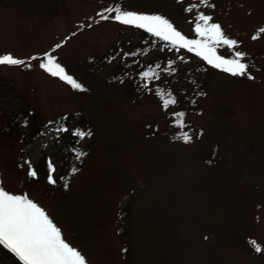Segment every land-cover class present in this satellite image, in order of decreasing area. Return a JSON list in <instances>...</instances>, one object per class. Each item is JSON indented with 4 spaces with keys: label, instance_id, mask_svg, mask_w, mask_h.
<instances>
[{
    "label": "rangeland",
    "instance_id": "rangeland-1",
    "mask_svg": "<svg viewBox=\"0 0 264 264\" xmlns=\"http://www.w3.org/2000/svg\"><path fill=\"white\" fill-rule=\"evenodd\" d=\"M208 4L214 6L200 0H0V55L25 61L0 65V182L42 206L89 264H264V251L256 253L249 242L264 249V0ZM191 5L198 7L184 10ZM115 6L160 14L189 39L199 38L198 13L213 17L238 42L217 53H244L254 79L207 63L204 69L201 58L181 60L186 52L169 46L132 53L143 41L136 27L98 15ZM118 43L119 56L91 73L89 56ZM45 53L83 90L41 68ZM170 57L174 71H164ZM127 65L141 68L129 78H111ZM145 71L159 78L142 79ZM158 91L177 103L165 110ZM176 112L186 114L183 128ZM72 116L69 132H91L78 136L88 152L81 166L58 131ZM34 118L46 130L36 140L30 138ZM48 160L56 166L55 184L47 181ZM29 167L37 177L28 175Z\"/></svg>",
    "mask_w": 264,
    "mask_h": 264
},
{
    "label": "snow or ice",
    "instance_id": "snow-or-ice-1",
    "mask_svg": "<svg viewBox=\"0 0 264 264\" xmlns=\"http://www.w3.org/2000/svg\"><path fill=\"white\" fill-rule=\"evenodd\" d=\"M200 3L210 7L214 6L208 4V0H200ZM196 7L198 5H191L184 10L192 12ZM105 12L108 15H105ZM113 13L114 15H112ZM98 15L102 20L114 19L121 24L143 29L151 36L167 42V45H170L172 49L177 51L186 49L189 53H194L196 57L202 58L213 68L220 69L232 76H248L249 79H254L248 72L249 66L243 62L244 53L235 51L233 58H225L217 53L220 46L233 49L238 42L228 38L222 30V26L212 22L213 17L203 12L198 13L194 21V32L199 37L198 39L187 38L160 14H140L122 10L120 6H115L106 7ZM259 32L264 33V28L259 29ZM257 38V35L252 36L253 40ZM60 46L56 45L57 48ZM44 56L45 60L41 62V68L52 76L66 81L74 89L83 90L82 85L66 73L54 56L49 53H45ZM179 59L183 60L184 57H179ZM173 63L174 61H169L168 67L164 71H174L171 67ZM22 64H25V61L14 58L11 54L0 55V65ZM153 77L159 78L155 71L142 73V79L149 80ZM144 87H148L147 83ZM157 95L160 97L162 107L165 110L177 103L176 98L171 93H168L166 97L163 91H158ZM173 115L177 117L176 125L183 128L185 126L183 118L186 114L176 112ZM58 131L66 132L68 129L60 128ZM74 134L83 139L85 136H90L91 132L77 130ZM182 139L185 143H189L192 136L185 132L182 134ZM78 155H83V153ZM27 163L30 164V162ZM47 169L48 183L55 184L56 179H54L53 173L56 171V166L51 160L47 161ZM76 171L77 169L73 167L72 172L75 173ZM28 175L35 178L37 172L29 167ZM67 186L66 183L65 187ZM249 242L256 253L264 251L257 241L250 240ZM0 246L12 253L20 264H89L86 257L64 238L60 227L42 206L34 202L27 193L14 194L6 190L2 182H0Z\"/></svg>",
    "mask_w": 264,
    "mask_h": 264
},
{
    "label": "trees",
    "instance_id": "trees-1",
    "mask_svg": "<svg viewBox=\"0 0 264 264\" xmlns=\"http://www.w3.org/2000/svg\"><path fill=\"white\" fill-rule=\"evenodd\" d=\"M134 29H136V32H138L143 37V41L133 47L132 53L136 55H143V53L145 54L146 52L152 50L154 47L162 48L164 46H169L171 48L170 45H167V42L161 41L158 38L151 36V34L147 33L145 30H140V29L138 30L137 28ZM121 49H122V44L118 43L111 49V51H109L106 54H102L101 56L90 55L86 61V65L89 68V71L93 74H97L101 72L102 69L106 67V65L111 64L112 61L119 56ZM173 50L177 52V50L175 49ZM180 50L186 52L183 54V57H185L188 61L196 62L197 57L195 56L194 53H189L186 49H180ZM174 59H175L174 57H170L171 61H174ZM203 62H204L203 64L204 69L205 68L208 69L206 62L205 61ZM139 68L141 67L137 66V68H135V66L127 65L123 68V73H121L119 77H115V74H113L111 78L112 79L117 78L119 81L123 80V78H129L130 76H133L131 75L133 70ZM21 116L23 118V121H26L28 114L24 113ZM73 116L68 117L67 121H63L64 123L62 124L61 128L69 129V125L72 122ZM33 123L35 124V128L30 138L36 140L42 135L46 134V130L44 129V125L42 123L39 124L36 122V118H34ZM74 133L75 131H73V133L69 131L61 132L60 134L61 140L65 145L64 147L65 150H67L68 152L74 151L77 154L83 153V155H78V162L77 163L74 162L76 166H81V164L85 161L88 152L85 150V148L82 149L80 147L79 137ZM0 264H20V262L12 253H10L7 249H4L2 246H0Z\"/></svg>",
    "mask_w": 264,
    "mask_h": 264
}]
</instances>
